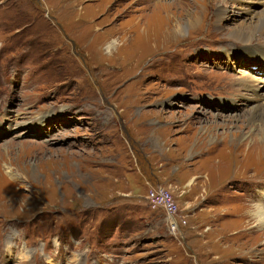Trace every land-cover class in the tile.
I'll return each mask as SVG.
<instances>
[{"label":"rangeland","instance_id":"rangeland-1","mask_svg":"<svg viewBox=\"0 0 264 264\" xmlns=\"http://www.w3.org/2000/svg\"><path fill=\"white\" fill-rule=\"evenodd\" d=\"M263 3L0 0V264H264Z\"/></svg>","mask_w":264,"mask_h":264},{"label":"bare ground","instance_id":"bare-ground-1","mask_svg":"<svg viewBox=\"0 0 264 264\" xmlns=\"http://www.w3.org/2000/svg\"><path fill=\"white\" fill-rule=\"evenodd\" d=\"M233 1L237 2V0H233ZM157 4H160V2H158ZM261 7H264V3L261 5ZM223 14H224V11H220L219 10L218 12H216V14H215L216 15L215 16V18H216V20H215L216 24L219 23L220 19H222ZM195 16L196 15H188V16L186 15V17L183 19L182 22L181 21L179 22V21L175 20L172 24L169 25V27H168V29H167L166 32L168 34L172 35V37H176V36L183 35V31L187 27H193L194 23L197 22V18ZM195 18H196V20H195ZM251 18H250L251 22H250V24L248 26L241 27V28H236L234 30H231V37H233L235 40H237V41H239L241 43H246L247 42V44L248 43L251 44V42L254 40V34L255 33L256 34L257 33H261V35H264V15L259 20H257V19H251ZM156 27H158V26H156ZM159 29H161V28H159ZM114 44H115L114 42L113 43H110L106 47L107 48L106 50L111 49L114 46ZM225 55H226V59H227L228 58L227 55H229V54H225ZM247 60H248V62H252L253 61V62L260 63L255 58H253V59H247ZM254 65L257 66V71L258 72L264 74V66H260L259 64H254ZM262 65H264V64H262ZM249 77H250V79H253L251 76H249ZM243 80H244V78L242 79V81ZM254 80L258 81L260 84L261 83H264V80H261L259 77H258V79H254ZM239 81H238V84H240ZM254 91H257V90H251V93L254 94ZM261 95L264 98V92L261 93L260 96ZM252 98H256L255 94H254V96H252ZM252 102L253 103H252L251 109L254 108V107H257L255 109H260L258 107H263V109L261 110L259 116H255V117L250 118L249 119V123L251 122V124H253L254 122H256L258 120L263 126L260 125L259 132L258 133L254 130V128H251V132L250 133L249 132L246 133L245 136H243L241 138V140L242 141L245 140V141H248L249 142L248 143V146H249L248 149H253V151H252L253 154L252 155H256V156L257 155H260V156L262 155L263 156V154H264V99H263V101L261 100L259 102H255L254 100H252ZM252 113H258V112L257 111H254ZM243 143H245V142H239L238 146H242ZM8 171H10V170H8ZM218 178H219V176H218ZM212 179H216V177L214 176V178H213V176H212ZM191 183L192 182H190L188 184V187L189 188H192V186H193V183L192 184ZM245 217L248 218V220H249V221H247V225L250 224V223H252V226H251L250 230L251 229H255L257 231L258 230H261V231H263V235H264V207H254L253 212L246 213L245 214ZM170 225H172V227H174V228L176 227V223L173 222V221H172V223H170Z\"/></svg>","mask_w":264,"mask_h":264},{"label":"built area","instance_id":"built-area-1","mask_svg":"<svg viewBox=\"0 0 264 264\" xmlns=\"http://www.w3.org/2000/svg\"><path fill=\"white\" fill-rule=\"evenodd\" d=\"M158 188V187H157ZM157 194H159V195H161V193L160 192H157ZM151 199H156V197H154V195H153V193L150 195V200ZM157 200V199H156ZM155 206H157L156 208L157 209H153V211H156V210H164V212L165 213H167V211H168V208H166V207H170V204H169V202H165L163 205H161V204H159L158 205V203L157 204H154ZM155 206H153V204L151 205V207H155ZM171 221H174L173 219H170ZM172 226V225H171Z\"/></svg>","mask_w":264,"mask_h":264}]
</instances>
